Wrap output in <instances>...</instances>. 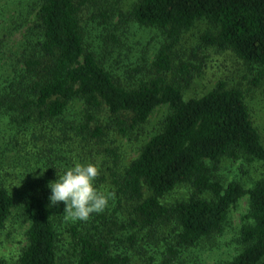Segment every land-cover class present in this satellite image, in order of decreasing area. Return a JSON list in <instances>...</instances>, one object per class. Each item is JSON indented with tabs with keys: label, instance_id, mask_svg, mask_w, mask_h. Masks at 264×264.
<instances>
[{
	"label": "trees",
	"instance_id": "1",
	"mask_svg": "<svg viewBox=\"0 0 264 264\" xmlns=\"http://www.w3.org/2000/svg\"><path fill=\"white\" fill-rule=\"evenodd\" d=\"M126 1L31 0L13 10L6 35L22 29L20 40L6 53L0 38V228L13 214L27 228L16 260L0 257V264H59L63 252L70 254L68 264H126L128 251L164 241L174 255L218 233L245 196L241 247L224 264H259L263 141L240 87L219 81L184 98L198 66L176 45L204 20L200 46L229 50L255 72L258 84L264 79V0H133L125 7ZM4 11L0 6V16ZM129 25L156 32L151 57L140 53L125 62ZM74 102L81 108L66 119ZM161 105L168 111L160 128L119 168L117 148L102 149L106 137L137 132ZM73 143L102 150L111 161L113 195L87 220L74 221L63 202L49 201V183L74 164ZM223 158L259 164L263 177L249 188L223 184L217 176ZM181 184L190 186L189 197L163 204L162 197ZM163 227H170L166 236Z\"/></svg>",
	"mask_w": 264,
	"mask_h": 264
},
{
	"label": "rangeland",
	"instance_id": "2",
	"mask_svg": "<svg viewBox=\"0 0 264 264\" xmlns=\"http://www.w3.org/2000/svg\"><path fill=\"white\" fill-rule=\"evenodd\" d=\"M31 0H0V6L5 9L0 16V38L4 37V52L8 53L15 49L22 34V29L6 35V28L10 24V17L14 9H25V4ZM133 0H127L125 7ZM33 2V0H32ZM87 17V16H86ZM85 17V18H86ZM13 25V23H12ZM95 24L89 23L87 30L92 31ZM208 24L204 20L195 22V24L181 35L177 42V49L190 58L198 71L190 85L183 90L184 98L201 95L210 89L219 81H224L228 86H238L244 92L245 101L249 107L251 119L257 128L264 144V79L258 84H254L253 76L255 72L236 59L234 54L229 50H218L215 48H204L200 46L199 37L206 30ZM95 30V29H94ZM99 32V31H98ZM91 35L90 41L94 43V36ZM96 41V40H95ZM158 46V38L154 30L139 28L136 25H129L124 37V50L127 58L126 63L135 62L140 53L146 57H151L154 49ZM199 46L201 48H199ZM196 56V57H195ZM81 108L80 102H74L66 114V119H73ZM168 108L166 105L158 106L150 114L145 124L129 136H122L116 133H110L106 137L102 146L104 148H117L116 152L120 155L118 162L119 168L131 157L136 156L140 146L158 129ZM107 115L100 113L98 118L107 121ZM63 147V146H62ZM99 148V147H98ZM70 149L73 150V163H94L99 168V175L95 180L97 188L101 191L108 192L110 187L109 167L110 159L100 152L96 153L90 146L84 147L78 144H72ZM94 149L97 150L96 147ZM101 149V148H100ZM91 150V152H88ZM11 153L7 152L5 157H10ZM219 170L217 171L218 179L221 183L226 184L230 181H238L244 187L249 188L253 183L263 177V170L259 164H242L241 160L232 161L228 158L220 160ZM191 192L188 184H181L174 187L170 192L165 194L161 202L170 205L175 202L185 201ZM202 197H208L207 194ZM249 202L247 196L239 199L233 205L229 214L223 223L221 230L209 238L200 240L195 246L180 250L177 254L170 255L167 252L169 246L160 242L155 246H140L137 249L130 250L128 262L126 264H224L228 262L240 249L238 241L239 231L247 220ZM27 223L13 214L12 218L0 228V257L6 262L12 263L19 255L20 249L25 244V231ZM170 227H163L160 233L168 234ZM159 239L163 241V236ZM65 259L59 264L70 263V254L66 252ZM170 260V261H168ZM264 264V258L259 262Z\"/></svg>",
	"mask_w": 264,
	"mask_h": 264
},
{
	"label": "clouds",
	"instance_id": "3",
	"mask_svg": "<svg viewBox=\"0 0 264 264\" xmlns=\"http://www.w3.org/2000/svg\"><path fill=\"white\" fill-rule=\"evenodd\" d=\"M43 172V171H42ZM99 168L94 163L76 162L49 183L51 205L63 202L72 220H87L91 214L105 210L113 195L97 188Z\"/></svg>",
	"mask_w": 264,
	"mask_h": 264
}]
</instances>
